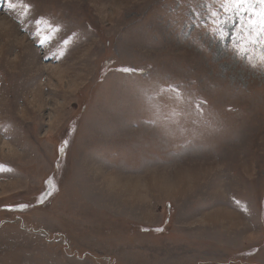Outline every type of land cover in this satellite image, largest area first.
<instances>
[{"label": "rangeland", "instance_id": "374dc122", "mask_svg": "<svg viewBox=\"0 0 264 264\" xmlns=\"http://www.w3.org/2000/svg\"><path fill=\"white\" fill-rule=\"evenodd\" d=\"M225 3L0 0V264H264V34Z\"/></svg>", "mask_w": 264, "mask_h": 264}, {"label": "snow or ice", "instance_id": "6c2138e0", "mask_svg": "<svg viewBox=\"0 0 264 264\" xmlns=\"http://www.w3.org/2000/svg\"><path fill=\"white\" fill-rule=\"evenodd\" d=\"M233 6L235 7L236 11H239L242 9L244 12H248L251 10L252 14L255 15L259 21L261 33L264 34V0H255L254 5L250 2V0H226V3L222 5L225 13H227L229 9L233 8ZM255 7L260 8V11L258 13L255 11ZM217 15L218 14L213 13L214 17H216ZM250 23L255 24L256 21H252L250 19ZM221 38L223 37L221 36ZM250 42L254 43L255 41H250ZM41 43L43 44L44 41H41ZM65 43H67V41H65ZM45 58H48V57H45ZM262 59H264V57H262ZM119 71L126 73V74H132L136 70L126 67V68L119 69ZM66 143L67 142L65 141V144ZM64 152H65V148L63 146L60 147L59 154L62 155ZM52 190H53L52 183L47 182L46 190L40 194V196L38 197L37 203L45 202L46 199L52 195Z\"/></svg>", "mask_w": 264, "mask_h": 264}]
</instances>
